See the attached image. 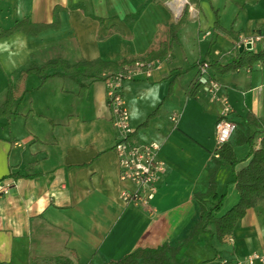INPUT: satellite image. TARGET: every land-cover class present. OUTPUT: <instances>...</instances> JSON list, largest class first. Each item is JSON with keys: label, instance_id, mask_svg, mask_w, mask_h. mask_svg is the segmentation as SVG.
<instances>
[{"label": "crops", "instance_id": "crops-1", "mask_svg": "<svg viewBox=\"0 0 264 264\" xmlns=\"http://www.w3.org/2000/svg\"><path fill=\"white\" fill-rule=\"evenodd\" d=\"M145 1L0 0V30L23 18L50 23L54 11L57 21L56 28L36 35L16 31L0 38V105L9 84L19 99L16 118L0 128V181L11 183L0 195V264H35L30 259L42 264L56 256L103 264L137 247H177L198 221L194 195L209 188L214 125L222 107L218 97H227L230 119L247 127L258 147L264 134V67L256 63L223 75L208 67L197 94L187 92L198 79V62L225 63L244 37H264V0L190 4L178 43L156 60L150 76L122 82L131 139L158 143L165 164L148 208L120 198L122 190L134 186L118 177L117 130L103 76L81 79L85 88L80 91L70 78L55 76L41 83L35 74L23 75L31 63L41 66L54 59L74 65L143 56L162 37L160 27L172 21L167 0H155L126 22ZM209 76L219 84L216 97L208 92ZM248 112L259 120L257 126L246 121ZM248 150L234 146L237 163L220 166L214 175L215 192L223 196L217 215L238 199L232 175L247 164ZM212 230L210 224L188 245L190 264H234L252 251L263 253L264 201L247 209L223 242Z\"/></svg>", "mask_w": 264, "mask_h": 264}, {"label": "trees", "instance_id": "trees-1", "mask_svg": "<svg viewBox=\"0 0 264 264\" xmlns=\"http://www.w3.org/2000/svg\"><path fill=\"white\" fill-rule=\"evenodd\" d=\"M155 0H147L137 10L128 14L124 19L126 22L134 21L141 10L149 3ZM198 0H188V4H194ZM188 13V5L185 6L180 17L175 21L164 23L160 29L162 37L152 45L148 51L141 57H129L119 61L108 62L101 59L91 61H80L74 65H69L62 59L47 61L41 66L31 63L24 71L23 75L35 74L40 78L41 83L50 77L70 78L76 81L80 86V91L85 88L81 79L92 78L99 75L106 76L124 72L126 68L133 67L135 62H142L144 65L152 63L167 55L172 47L178 43L177 33L185 23ZM98 22L101 18L93 16ZM218 32H222L217 20L214 23ZM55 18L50 23H34L29 18H23L16 21L12 26L0 30V38L10 36L16 31L23 32L26 35H36L47 28H56ZM114 30V28H112ZM258 63L264 67V43L260 49H243L236 51L235 55L225 63L219 61L207 60L208 67L219 75L228 72H235L242 68H251ZM198 64V63H197ZM196 64V66H197ZM203 86V82L198 79L190 83L188 96L193 97ZM18 95L11 84L8 85L5 100L0 105V128L9 125L17 116L16 107L18 104ZM155 113V112H154ZM153 115V113L151 114ZM246 121L257 126L259 120L248 112ZM145 124V123H144ZM228 141L216 147L211 156L212 166L209 170V188L203 194H195L194 198L199 206L198 221L196 222L190 236L180 242L177 247H171L168 244H162L155 248L137 247L126 254L118 261H107L103 264H190L185 255L188 245L193 242L200 233L208 231V226L213 225L212 234L218 242H223L226 237L232 234L237 221L244 216L247 209L254 207L258 200L264 201V134L261 136L259 145L256 147L254 134L242 124L236 123V129ZM229 139V140H230ZM237 145H246L248 147L249 160L245 166L237 171H233L231 183L235 185L238 199L228 210L217 215L222 205L223 196H217L215 192L214 175L217 169L225 164L234 166L237 158L233 148ZM16 176V175H12ZM30 262L38 263L35 259ZM42 264H78L65 256H56L50 258Z\"/></svg>", "mask_w": 264, "mask_h": 264}, {"label": "built area", "instance_id": "built-area-1", "mask_svg": "<svg viewBox=\"0 0 264 264\" xmlns=\"http://www.w3.org/2000/svg\"><path fill=\"white\" fill-rule=\"evenodd\" d=\"M174 1L168 0L167 4L172 10L173 16L179 18L181 11H175L176 5ZM186 5H188V11H191L192 7L188 4V0H184L182 8L183 6L185 8ZM256 43H264V37L260 34L244 37L241 40L240 46H243V49H245V45L250 44V49H253ZM155 62L147 65H144L142 62H135L133 67L126 68L124 72L104 78L106 101L112 108L114 114L112 125L117 130V138L113 150L118 161V177L120 181L130 182L134 186L133 191L122 190L120 198L124 203L146 208L150 207V202L156 192L157 180L160 174L164 172L165 164L158 157V143H136L131 139L133 130L128 125L129 114L122 97L121 85L123 81L133 80L138 77H149ZM197 72L198 80L208 74V64L206 61L198 62ZM206 83L209 94L212 97H216V93L219 90L218 82L209 76L206 79ZM218 100L221 102L222 107L214 125L216 147L228 142L236 129V123L230 119L232 108L227 97L221 96L218 97ZM171 120L175 121V118L172 117ZM10 186L11 183L0 181V195L6 194ZM234 264H264V252L252 251L236 259Z\"/></svg>", "mask_w": 264, "mask_h": 264}, {"label": "bare ground", "instance_id": "bare-ground-1", "mask_svg": "<svg viewBox=\"0 0 264 264\" xmlns=\"http://www.w3.org/2000/svg\"><path fill=\"white\" fill-rule=\"evenodd\" d=\"M183 2H184V0H175L174 1V4L176 5V9H175L176 12L181 11Z\"/></svg>", "mask_w": 264, "mask_h": 264}, {"label": "rangeland", "instance_id": "rangeland-1", "mask_svg": "<svg viewBox=\"0 0 264 264\" xmlns=\"http://www.w3.org/2000/svg\"><path fill=\"white\" fill-rule=\"evenodd\" d=\"M166 1V0H165ZM168 1V0H167ZM167 1L165 2V5L167 6ZM183 10H184V6H183V8H182V10H181V13L183 12ZM181 13H180V15H181ZM171 20L172 21H175L177 18H175L173 15H172V13H171ZM179 17V16H178ZM227 204V203H226Z\"/></svg>", "mask_w": 264, "mask_h": 264}, {"label": "water", "instance_id": "water-1", "mask_svg": "<svg viewBox=\"0 0 264 264\" xmlns=\"http://www.w3.org/2000/svg\"><path fill=\"white\" fill-rule=\"evenodd\" d=\"M245 49H250V44H246ZM242 50H243V46H240L238 51H242Z\"/></svg>", "mask_w": 264, "mask_h": 264}]
</instances>
